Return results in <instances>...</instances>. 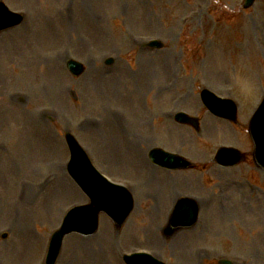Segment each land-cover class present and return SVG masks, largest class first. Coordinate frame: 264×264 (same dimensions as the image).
<instances>
[{"label": "rangeland", "instance_id": "374dc122", "mask_svg": "<svg viewBox=\"0 0 264 264\" xmlns=\"http://www.w3.org/2000/svg\"><path fill=\"white\" fill-rule=\"evenodd\" d=\"M3 1L26 20L0 33V264H45L64 213L89 203L67 171L68 131L133 190L136 207L122 230L103 214L97 235L68 236L57 264H125L122 255L139 249L170 264H264V173L250 162L223 169L212 156L222 145L251 151L235 132L247 120L226 132L200 100L209 87L249 115L257 100L248 92L261 102L264 0L248 11L243 0ZM156 38L164 49L145 46ZM68 59L86 74L74 78ZM180 110L201 117V134L175 125ZM160 144L200 168L154 169L148 152ZM181 194L200 202V226L167 239Z\"/></svg>", "mask_w": 264, "mask_h": 264}, {"label": "water", "instance_id": "95a60500", "mask_svg": "<svg viewBox=\"0 0 264 264\" xmlns=\"http://www.w3.org/2000/svg\"><path fill=\"white\" fill-rule=\"evenodd\" d=\"M2 10V6L0 5V12ZM9 18H12L13 15H8ZM2 18V14L0 13V19ZM14 21H12L13 23ZM75 165L70 167V172L73 174V176L76 178V180L82 185V187L85 189V191L89 194V196L91 198L96 199L97 201L99 200V196H96V194H94L91 190V187L89 185V183H86L88 181H90V178H92L90 175H85V174H80L78 168L81 166V163H79V161H77L76 159H74ZM94 179V178H93ZM108 192H114L113 190H108ZM125 201L121 202L117 199H115V203H111L112 207H109L104 201L101 202V204L103 205L102 208H107L109 210V212L111 213V215L119 220V219H124L127 215V213L130 211L131 206H129V200H127V198H124ZM102 208L99 207L98 204H96L95 202H93V205L89 206V207H84L83 208V215H82V220L81 221H75L73 219H71L68 223L65 224V227L63 226L62 230H61V235H63L67 230H71L74 229L73 227H66L68 226L69 223H71L72 221H75L77 223H79V225H81L82 227H87L89 230L88 232H93L96 228V226H94V221L96 220L97 217V213L99 210H101ZM177 220L183 224H189L191 222H193L195 220V214H194V210H193V206L187 204V203H183L182 207L180 210H178L177 212ZM94 226V230H92ZM131 264H160L158 262L153 261L152 263L150 261H145V260H133L130 262ZM129 263V264H130Z\"/></svg>", "mask_w": 264, "mask_h": 264}, {"label": "bare ground", "instance_id": "6f19581e", "mask_svg": "<svg viewBox=\"0 0 264 264\" xmlns=\"http://www.w3.org/2000/svg\"><path fill=\"white\" fill-rule=\"evenodd\" d=\"M3 101V98L0 96V102Z\"/></svg>", "mask_w": 264, "mask_h": 264}]
</instances>
